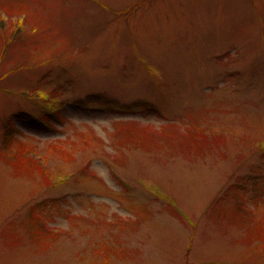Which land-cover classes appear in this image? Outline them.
<instances>
[{
  "label": "rangeland",
  "instance_id": "1",
  "mask_svg": "<svg viewBox=\"0 0 264 264\" xmlns=\"http://www.w3.org/2000/svg\"><path fill=\"white\" fill-rule=\"evenodd\" d=\"M0 264H264V0H0Z\"/></svg>",
  "mask_w": 264,
  "mask_h": 264
},
{
  "label": "trees",
  "instance_id": "2",
  "mask_svg": "<svg viewBox=\"0 0 264 264\" xmlns=\"http://www.w3.org/2000/svg\"><path fill=\"white\" fill-rule=\"evenodd\" d=\"M19 3H21V1H19ZM22 4V3H21ZM6 10V9H5ZM7 11V10H6Z\"/></svg>",
  "mask_w": 264,
  "mask_h": 264
}]
</instances>
